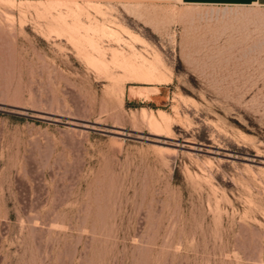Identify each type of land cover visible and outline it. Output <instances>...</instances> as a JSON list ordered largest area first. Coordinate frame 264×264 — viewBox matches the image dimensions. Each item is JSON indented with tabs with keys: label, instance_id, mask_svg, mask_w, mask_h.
<instances>
[{
	"label": "rangeland",
	"instance_id": "1",
	"mask_svg": "<svg viewBox=\"0 0 264 264\" xmlns=\"http://www.w3.org/2000/svg\"><path fill=\"white\" fill-rule=\"evenodd\" d=\"M0 264H264V6L0 0Z\"/></svg>",
	"mask_w": 264,
	"mask_h": 264
},
{
	"label": "bare ground",
	"instance_id": "2",
	"mask_svg": "<svg viewBox=\"0 0 264 264\" xmlns=\"http://www.w3.org/2000/svg\"><path fill=\"white\" fill-rule=\"evenodd\" d=\"M123 6V5H122ZM131 12H136L137 10L135 9H130ZM111 30V29H110ZM122 31V29H120ZM114 33H117L116 30H112ZM111 31V32H112ZM123 32V31H122ZM113 34V33H112ZM129 39V38H128ZM138 42V41H137ZM144 63V62H143ZM140 75L142 76V79L144 80V82H150V81H157V80H161L159 74L156 72L155 66H153V64L148 63L147 66H145L144 64V68L140 70ZM141 79V80H142ZM146 117V121L149 125H152L153 127H157L158 122L152 118V116H145ZM161 117V116H160Z\"/></svg>",
	"mask_w": 264,
	"mask_h": 264
},
{
	"label": "crops",
	"instance_id": "3",
	"mask_svg": "<svg viewBox=\"0 0 264 264\" xmlns=\"http://www.w3.org/2000/svg\"><path fill=\"white\" fill-rule=\"evenodd\" d=\"M168 1V0H154ZM183 3H209V4H224V5H258L264 6V0H180Z\"/></svg>",
	"mask_w": 264,
	"mask_h": 264
},
{
	"label": "water",
	"instance_id": "4",
	"mask_svg": "<svg viewBox=\"0 0 264 264\" xmlns=\"http://www.w3.org/2000/svg\"><path fill=\"white\" fill-rule=\"evenodd\" d=\"M146 87H152V86H149V85H148V86H146Z\"/></svg>",
	"mask_w": 264,
	"mask_h": 264
}]
</instances>
